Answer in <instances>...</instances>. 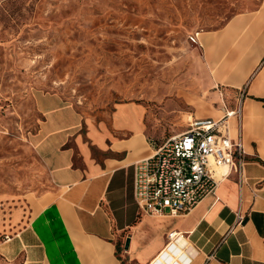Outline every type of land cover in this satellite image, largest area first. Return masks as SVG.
<instances>
[{
	"label": "crops",
	"instance_id": "0c3cea01",
	"mask_svg": "<svg viewBox=\"0 0 264 264\" xmlns=\"http://www.w3.org/2000/svg\"><path fill=\"white\" fill-rule=\"evenodd\" d=\"M250 3L219 28L194 31L214 86L229 99L238 94L234 106L220 98L223 110L242 95L240 123H229L231 137L243 144V181L233 167L189 212L145 213L133 197L132 167L152 149L145 106L119 102L96 123L59 94L40 93L33 140L50 188L33 198L1 256L23 264H149L176 231L189 264H264V0Z\"/></svg>",
	"mask_w": 264,
	"mask_h": 264
},
{
	"label": "rangeland",
	"instance_id": "374dc122",
	"mask_svg": "<svg viewBox=\"0 0 264 264\" xmlns=\"http://www.w3.org/2000/svg\"><path fill=\"white\" fill-rule=\"evenodd\" d=\"M251 1L0 0V248L50 188L33 140L38 94L57 93L96 123L119 102L141 103L155 142L191 117L219 118L220 98L234 106L238 94L229 99L214 86L203 46L188 37L219 28ZM0 264L23 262L0 255Z\"/></svg>",
	"mask_w": 264,
	"mask_h": 264
},
{
	"label": "built area",
	"instance_id": "2783aa9c",
	"mask_svg": "<svg viewBox=\"0 0 264 264\" xmlns=\"http://www.w3.org/2000/svg\"><path fill=\"white\" fill-rule=\"evenodd\" d=\"M199 44L198 32L189 35ZM241 101L234 109H225L219 118L187 120L184 130L160 142L149 141L151 153L133 167V197L148 214L180 215L189 212L204 196L213 194L217 184L235 167L243 181L244 149L240 136L231 137V118L241 120ZM236 225L241 216H237ZM180 232L166 236L164 248L149 264H189L190 255Z\"/></svg>",
	"mask_w": 264,
	"mask_h": 264
},
{
	"label": "bare ground",
	"instance_id": "6f19581e",
	"mask_svg": "<svg viewBox=\"0 0 264 264\" xmlns=\"http://www.w3.org/2000/svg\"><path fill=\"white\" fill-rule=\"evenodd\" d=\"M179 243H180V245H184V241L183 240H181V241H179Z\"/></svg>",
	"mask_w": 264,
	"mask_h": 264
}]
</instances>
